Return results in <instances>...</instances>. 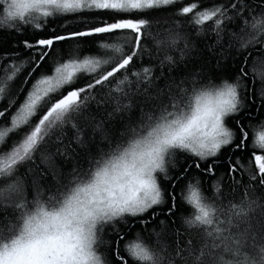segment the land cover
I'll list each match as a JSON object with an SVG mask.
<instances>
[{"label": "snow or ice", "instance_id": "obj_1", "mask_svg": "<svg viewBox=\"0 0 264 264\" xmlns=\"http://www.w3.org/2000/svg\"><path fill=\"white\" fill-rule=\"evenodd\" d=\"M0 30L32 37L13 45L26 63L0 56V264H127L122 242L137 264H264V0H0ZM210 33L229 70L176 73ZM97 40L113 55L81 51Z\"/></svg>", "mask_w": 264, "mask_h": 264}, {"label": "trees", "instance_id": "obj_2", "mask_svg": "<svg viewBox=\"0 0 264 264\" xmlns=\"http://www.w3.org/2000/svg\"><path fill=\"white\" fill-rule=\"evenodd\" d=\"M227 0H182V3L184 5H187L189 3H197L198 7L203 8V7H211L214 3L215 4H221V3H226ZM249 3H252V0H248ZM176 8H179L180 5L177 4L175 6ZM173 10L172 9H165L162 10L158 16H154L152 17L153 19H157L159 18L161 20V22H163V20L165 18L167 19H171V12ZM97 15H104L103 13H97ZM192 14H188V16L190 17ZM181 20H186L187 17H180ZM62 23H66V27L67 28H72L74 26H76V21L69 19L66 22L61 20V21H57L53 24L50 25L51 28H56L59 31H64L65 28H61L60 25ZM210 23V22H209ZM153 27L155 28L156 25H153ZM187 27V25H186ZM229 27H233V25H229ZM190 30V29H189ZM42 35L44 33H41ZM31 39V31L25 33L23 36L21 35H17L15 33L9 32V31H3L0 30V56H2L4 53H8L9 57L11 59V53L13 51H20L21 52V56L23 57L25 63L28 60L27 55L24 53V51L22 50V45H20L19 47L14 48L13 45L16 44L18 41L22 40V39ZM93 38H90V40ZM113 39H117V38H113ZM194 40L195 43V51H193L192 53V57L189 61H187L188 64V69H185L183 66H181L180 68L176 69L175 72L176 73H184L186 70H191V71H196V70H202L207 74H214L217 71H221V70H229V66L232 65L233 61H232V57L228 56L226 59H220V57L217 54H214L213 52H209L208 46L213 44L214 40H215V36L213 34H209L207 36H200V37H196L193 36L192 38ZM111 42V41H109ZM99 43H101V41L97 40L96 44H85L82 46L81 51H83L85 54H92V55H96L97 53L102 54V55H107V56H111L113 55V53H106L105 54V50L104 49H99L98 45ZM219 49H216L215 52L218 53ZM220 59V63L221 65H224L225 68H221L218 69L217 67V60ZM19 63V61H17ZM51 63V61H50ZM140 63H142L144 66H148L149 64H158L159 60H149V57L147 55H145L144 59L142 62H139L136 67L139 68ZM167 69L165 68V71ZM28 71L27 67H24L22 69V71L19 73L17 80L22 79L25 75V73ZM39 72H44V69H39L37 70ZM157 71H159V69H157ZM35 74V73H34ZM45 74H50V73H45ZM87 74H85L86 76ZM3 74L0 73V78H2ZM79 84H83L85 81L84 80H77L76 81ZM160 83H163V81L161 80ZM62 91V90H61ZM56 95H58L59 93H55ZM92 111L94 113H96L97 115H100V111L97 110L95 108V105L92 106ZM134 115H138V110H134ZM125 119H127V117H125ZM121 120L120 117L117 116L116 119L114 121H107L106 127L108 128L109 132L113 135V137H115L118 134V130L121 127ZM3 128L0 127V131H2ZM72 136V129L69 127L67 128V136H65V142L68 141V139ZM95 143H99V137L96 138V142ZM104 146V145H101ZM181 156L187 157L188 154L186 153H181ZM59 159V158H58ZM221 159L223 160V157H221ZM63 165V168L65 171H69L72 167V163L71 162H63L62 160L60 161ZM77 166H81L83 165L84 167L88 166V161H87V155H86V151L85 150H81L79 151V155H77L76 157V161H75ZM225 171V166L223 165V163H221V165H219L217 167V171H216V175L212 178H209L207 176L203 177V183H204V190L208 191L209 188L213 185L214 180L218 179L220 175H222ZM201 178V174L198 173V170L193 168L191 170V174L189 176V180H186L184 182V184L189 183V181H195L196 179H200ZM244 179H247V177H245ZM159 183L162 185V187L164 188L165 191H171V187L169 185V182L167 180H164L162 177L159 180ZM228 184H231V181H227ZM183 187V185L177 187L175 195L177 198V213H176V217H175V221H176V226L177 227H181L182 226V218L183 215L186 214L187 212H191L192 209L190 208V206L188 205H184L183 208H181L180 206V201H181V188ZM237 196H239V192L236 193ZM257 195H260L261 197H264V190H260L257 189ZM168 205L165 204L163 207H167ZM161 219H163V215H161L160 217ZM141 231V228L139 225L136 226V233H139ZM136 233H130L128 234L125 239L127 241H132L135 238ZM195 237V234H193ZM103 238L104 239H111V235H110V230L109 229H105V232L103 233ZM124 248V244L123 242L121 243V251L122 254L124 255L127 264H137L136 261H134L130 256H128V254L126 252L123 251ZM101 251H106V249L102 248Z\"/></svg>", "mask_w": 264, "mask_h": 264}]
</instances>
